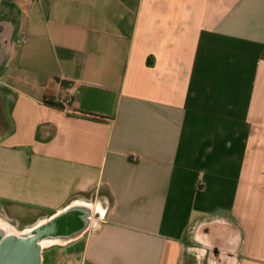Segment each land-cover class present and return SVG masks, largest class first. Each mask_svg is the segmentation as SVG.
Here are the masks:
<instances>
[{
    "label": "crops",
    "instance_id": "0c3cea01",
    "mask_svg": "<svg viewBox=\"0 0 264 264\" xmlns=\"http://www.w3.org/2000/svg\"><path fill=\"white\" fill-rule=\"evenodd\" d=\"M75 200L47 264H264V0H0V205Z\"/></svg>",
    "mask_w": 264,
    "mask_h": 264
},
{
    "label": "water",
    "instance_id": "95a60500",
    "mask_svg": "<svg viewBox=\"0 0 264 264\" xmlns=\"http://www.w3.org/2000/svg\"><path fill=\"white\" fill-rule=\"evenodd\" d=\"M99 212L91 203L75 200L34 226L22 231L0 219V264H42L43 252L70 244L97 225ZM208 226L205 239L225 243L221 226Z\"/></svg>",
    "mask_w": 264,
    "mask_h": 264
},
{
    "label": "rangeland",
    "instance_id": "374dc122",
    "mask_svg": "<svg viewBox=\"0 0 264 264\" xmlns=\"http://www.w3.org/2000/svg\"><path fill=\"white\" fill-rule=\"evenodd\" d=\"M42 215L43 214L40 215L38 211H29V210L21 211L18 213L8 210V209L4 211L0 205V219L7 221L10 225L14 226L17 230H20V231L26 228H30L34 226L36 223H38L39 221L47 218V217L41 218L40 216ZM72 247H73L72 245H69L66 248L52 247V248L45 249L43 252L44 264H47V262L50 261V259L47 257H49L52 253L57 252V251L58 252L56 255L59 257V263H60L62 256L67 255V252L63 250H69ZM200 257L199 256L197 258L195 257L196 260L193 261L192 263L193 264H203V259H201ZM57 262H55V264H59ZM76 262H77V258L74 259L73 263L77 264Z\"/></svg>",
    "mask_w": 264,
    "mask_h": 264
}]
</instances>
